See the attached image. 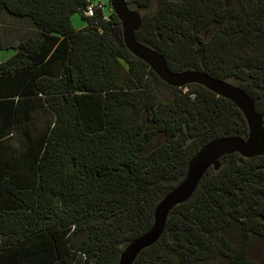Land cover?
Wrapping results in <instances>:
<instances>
[{
	"label": "trees",
	"instance_id": "1",
	"mask_svg": "<svg viewBox=\"0 0 264 264\" xmlns=\"http://www.w3.org/2000/svg\"><path fill=\"white\" fill-rule=\"evenodd\" d=\"M90 2L101 5L92 16ZM127 2L141 13L137 40L171 70L231 81L264 118V0ZM5 13L36 32L0 60V264H118L204 144L247 137L244 116L199 84L168 85L173 98L159 99L162 80L125 46L109 0H0V29ZM75 13L85 27L75 28ZM159 133L164 140L147 151ZM220 161L134 264H260L248 248L264 238V155Z\"/></svg>",
	"mask_w": 264,
	"mask_h": 264
},
{
	"label": "water",
	"instance_id": "2",
	"mask_svg": "<svg viewBox=\"0 0 264 264\" xmlns=\"http://www.w3.org/2000/svg\"><path fill=\"white\" fill-rule=\"evenodd\" d=\"M109 3L121 22V34L127 49L147 63L163 82L177 88L188 84L204 86L234 103L248 126L246 138L239 135L218 137L204 144L190 159L185 177L157 203L151 228L122 246L118 264H134L141 251L160 240L173 209L194 195L208 169H220V159L223 156L234 153L246 158L264 155V118L257 112L253 99L231 81L213 77L200 70H171L163 54L137 40L136 32L142 22L140 11L131 8L127 0H109Z\"/></svg>",
	"mask_w": 264,
	"mask_h": 264
},
{
	"label": "rangeland",
	"instance_id": "3",
	"mask_svg": "<svg viewBox=\"0 0 264 264\" xmlns=\"http://www.w3.org/2000/svg\"><path fill=\"white\" fill-rule=\"evenodd\" d=\"M133 9H136V7ZM1 22H2L1 24L4 25V27L7 25L9 26L6 28L8 30L12 29V26L15 25V26H19L23 30L26 29V31H28L27 32L28 34L30 33L33 34L36 32V29L33 27L31 22L27 18L19 19V18L13 17L10 14L5 13L2 16ZM72 23L77 29H81L87 25V22L84 19H82L79 13L73 14ZM21 29H19L18 31H21ZM126 74H128L127 64H124L122 65V68H121V75L123 79L126 77ZM155 90L157 93V97L161 100H171L174 96V91L168 86V84H166L163 81H155ZM163 140H164V135L162 133H159L151 142L148 143L146 150L149 151L153 149L154 147L161 144ZM260 199H261V202L264 204V196H261ZM84 233L85 232H80L74 237L73 242L76 245L79 244L80 241L83 239ZM228 237L230 241L233 242L234 244H238L240 242L239 235L236 232H234L232 235L230 233ZM248 257L252 260L257 261L260 264H264V238H261L258 236L252 237L251 242L249 244V248H248ZM224 262L225 260L223 259L219 261V264H223Z\"/></svg>",
	"mask_w": 264,
	"mask_h": 264
},
{
	"label": "crops",
	"instance_id": "4",
	"mask_svg": "<svg viewBox=\"0 0 264 264\" xmlns=\"http://www.w3.org/2000/svg\"><path fill=\"white\" fill-rule=\"evenodd\" d=\"M20 19H24V18H20ZM2 26H1V29H0V36L2 38V40H1L2 42H1V46H0V60L4 61L9 56L14 54L15 49L13 48V46H15L20 41H23V40L27 39L30 35H34L35 33L28 34L27 33L28 31H26V29L23 30L19 26H15V25L12 26V29H9V30L6 29L7 27H9L8 25L5 26V27H4V25H2ZM19 29H21V31H18ZM48 56H49V54L44 58V61L47 59ZM50 66L55 71H57L59 69V67H61V63L59 62V59L56 58V59H54L52 61ZM17 78H18V76L15 77V78L12 77L10 80L6 81L8 83H7V88L5 89V93L14 92V90L19 86L15 82V80H17ZM39 124L41 126H43L45 124V122L43 123L42 120H39Z\"/></svg>",
	"mask_w": 264,
	"mask_h": 264
},
{
	"label": "built area",
	"instance_id": "5",
	"mask_svg": "<svg viewBox=\"0 0 264 264\" xmlns=\"http://www.w3.org/2000/svg\"><path fill=\"white\" fill-rule=\"evenodd\" d=\"M98 6H101L99 3H96V2H90L86 9H85V14L88 15V16H92L94 15V12H95V9L98 7ZM182 88V90L184 92L188 91V87L187 86H183V87H180ZM192 97H194L195 95L194 94H191Z\"/></svg>",
	"mask_w": 264,
	"mask_h": 264
}]
</instances>
